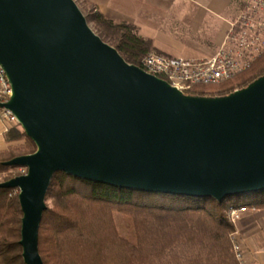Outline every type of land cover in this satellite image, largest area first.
<instances>
[{
  "label": "water",
  "instance_id": "obj_1",
  "mask_svg": "<svg viewBox=\"0 0 264 264\" xmlns=\"http://www.w3.org/2000/svg\"><path fill=\"white\" fill-rule=\"evenodd\" d=\"M7 109L34 154L6 166L25 264H44L39 231L53 177L146 193L227 198L264 192V77L220 98L186 96L129 64L74 0H0Z\"/></svg>",
  "mask_w": 264,
  "mask_h": 264
},
{
  "label": "trees",
  "instance_id": "obj_2",
  "mask_svg": "<svg viewBox=\"0 0 264 264\" xmlns=\"http://www.w3.org/2000/svg\"><path fill=\"white\" fill-rule=\"evenodd\" d=\"M264 1V0H263ZM240 11L245 0H234ZM98 35L111 42L126 62L141 66L152 42L127 22L106 18L94 7L89 16ZM264 77V50L232 78L213 84H191L183 93L220 98ZM9 147L0 152V184L24 175L23 168L5 163L34 154V142L19 124L5 135ZM24 141V145H18ZM248 198L245 202L240 200ZM52 199V206L47 200ZM39 231L44 264H240L234 252L238 241L231 208L264 209V192L218 202L124 190L83 181L65 173L53 177ZM23 213L19 194L0 188V264H25L22 257Z\"/></svg>",
  "mask_w": 264,
  "mask_h": 264
},
{
  "label": "crops",
  "instance_id": "obj_3",
  "mask_svg": "<svg viewBox=\"0 0 264 264\" xmlns=\"http://www.w3.org/2000/svg\"><path fill=\"white\" fill-rule=\"evenodd\" d=\"M108 19L127 22L152 42L155 52L191 60L214 56L240 9L234 0H88ZM0 122V152L10 129ZM236 236L250 264H264V209H249Z\"/></svg>",
  "mask_w": 264,
  "mask_h": 264
},
{
  "label": "built area",
  "instance_id": "obj_4",
  "mask_svg": "<svg viewBox=\"0 0 264 264\" xmlns=\"http://www.w3.org/2000/svg\"><path fill=\"white\" fill-rule=\"evenodd\" d=\"M263 50L264 1L251 0L246 9L230 24L226 41L211 58L191 60L152 51L142 60L139 67L183 92L191 84H213L232 78L246 69ZM11 96V85L0 67V103H7ZM0 122L10 128L18 124L13 113L4 108H0ZM24 171L26 173V169ZM245 212L247 210L242 207L231 208L228 216L231 222L236 224ZM234 252L240 264H250L239 240L234 243Z\"/></svg>",
  "mask_w": 264,
  "mask_h": 264
},
{
  "label": "rangeland",
  "instance_id": "obj_5",
  "mask_svg": "<svg viewBox=\"0 0 264 264\" xmlns=\"http://www.w3.org/2000/svg\"><path fill=\"white\" fill-rule=\"evenodd\" d=\"M74 1L76 2V4L78 5V7L80 8V10L82 11V13L84 14V16L87 18L88 23H89L90 27L92 28V30H93L96 34H98V33H97L98 30H97V28H96L95 23L92 22V20L89 18L90 14H91L92 12H94V7L97 8V6L94 5V4L89 3L88 0H74ZM245 1H246V3H248V2L251 1V0H245ZM97 10L99 11L98 8H97ZM239 14H240V12L236 15V18L238 17ZM107 42H108V44H109V43L111 44V42H110L109 40H107ZM18 145H24V141L19 142ZM23 171H24V170H23ZM2 177H3V176L0 175V179H1V180H2ZM247 199H248V198H243V199H241L240 201H241V202H245ZM47 205H48V206H52V199H48V200H47ZM235 227H236V224H235Z\"/></svg>",
  "mask_w": 264,
  "mask_h": 264
}]
</instances>
